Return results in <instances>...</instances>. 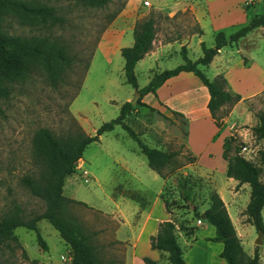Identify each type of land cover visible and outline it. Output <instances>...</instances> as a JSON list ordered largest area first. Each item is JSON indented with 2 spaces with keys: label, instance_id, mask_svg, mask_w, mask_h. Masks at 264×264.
I'll list each match as a JSON object with an SVG mask.
<instances>
[{
  "label": "rangeland",
  "instance_id": "obj_1",
  "mask_svg": "<svg viewBox=\"0 0 264 264\" xmlns=\"http://www.w3.org/2000/svg\"><path fill=\"white\" fill-rule=\"evenodd\" d=\"M22 1L53 6L54 12L66 21L51 25L47 20L33 17L23 22L17 18L13 21L12 32L47 36L49 41L63 46L69 63L65 64L55 86L50 85L44 71L34 65L28 75L12 83L8 98L1 102L0 215L14 203L21 206L26 216L44 209L43 202L20 184V177L34 170L32 147L39 129H49L56 135L65 134L75 130L72 116L84 130L95 134L102 123L119 115L124 102L132 103L135 89L125 82L123 59L117 50L118 45L125 47L129 45L126 41L133 40L132 24L148 18L151 13L155 18V45L167 44L157 61L149 62L146 58L136 67L139 87H143L154 73L183 63L182 45L188 58L194 61L202 56L201 42L211 47L218 31L229 35L247 24L249 13L264 12V0H229L226 6L220 5L218 0H109L103 6H87L77 0ZM144 1L149 5H144ZM206 2L210 4L211 12ZM241 4L250 10L245 13ZM195 8L202 14L201 24L194 15ZM229 14L233 16L231 21L222 22ZM216 25H220L217 30ZM199 28H202V34H199ZM119 29H124L123 35H126L119 36ZM198 68L208 78L214 77L216 72L224 75L229 90L241 96L235 105H225L217 112L221 126L213 140L214 155L206 152L201 162L197 159L189 163L185 158L190 152L186 117L156 105L152 94L142 98L147 106L133 104L125 123L140 134L148 146L164 152H180L176 157L178 167L164 180L160 192L169 202L174 221L194 226L193 209L204 211L210 204V193L222 189L224 198L235 208L242 247L251 252L258 246L255 245L258 233L244 215L251 188L235 185L227 179L224 172L227 161L219 155L217 145L224 134L235 138L233 144L238 145L239 150L251 149L252 162L259 165L260 181L264 183V165L261 164L264 140L255 138L253 132L260 123L257 114L264 113V28L256 29L233 46L223 47L213 65H199ZM172 84L177 91V96L171 100L175 106L181 105L185 97L192 99L202 86L191 73L187 78L175 79ZM201 110L202 104H198L196 111ZM194 120L192 128L195 132L199 127L207 128L204 119ZM130 160H133L131 164L140 161L141 166L146 163L137 143L117 125L112 131L103 133L98 142L89 144L77 162L74 174L67 177L66 183L74 192H69L66 183L63 189L66 196L70 193L71 198L86 204L72 205L70 213L88 229L98 231L97 242L102 246V256L106 260H115L109 264H119L127 251V242L116 237L123 239L128 235L127 227L122 226V214L127 215L132 203L123 197L126 173L122 167ZM148 172L144 182L152 197L160 188L162 178L153 171ZM37 226L47 249L38 244L35 232L18 227L14 230L16 239L0 248V264H69L70 247L58 231L45 219ZM258 248L262 260L259 264H264V238ZM159 264L170 263L164 259Z\"/></svg>",
  "mask_w": 264,
  "mask_h": 264
},
{
  "label": "trees",
  "instance_id": "obj_2",
  "mask_svg": "<svg viewBox=\"0 0 264 264\" xmlns=\"http://www.w3.org/2000/svg\"><path fill=\"white\" fill-rule=\"evenodd\" d=\"M87 6H103L109 0H77ZM246 11L250 10L245 6ZM53 6L34 4L22 0H0V116L3 115L1 102L7 99L11 85L15 81L25 77L36 65L44 71L50 85L55 86L61 78L65 64L69 58L63 46L49 41L47 36L20 35L12 32L14 20L26 21L29 17L47 20L51 25L61 24L66 21L63 16L54 12ZM248 22L233 33L227 35L218 31L214 35L213 45L207 47L201 42L202 56L192 61L187 56V51L182 45L181 53L183 63L160 73H154L149 82L139 87L135 73L136 63L141 60L153 48L155 38V18L150 13L148 18L137 22L133 27V44L120 48V55L124 61L123 72L125 82L133 89L138 90L140 98L137 104L147 106L142 98L148 93L157 97L156 89L167 79L181 72H191L207 88L209 99L207 109L219 128L221 126L217 112L225 105L233 106L240 101L241 96L233 93L227 87V80L222 74L208 78L198 66H208L220 49L233 46L242 38L257 28H264V12L248 14ZM14 21V22H13ZM203 31L199 28V34ZM166 107V106H165ZM133 109V104L126 101L120 108L119 115L104 122L95 131V134L87 133L71 116L75 123V130H68L65 134L56 135L49 129H39L33 139L32 158L34 170L20 177V184L35 198L41 200L44 209L40 213L26 216L18 203H14L11 209L0 215V248L8 246L10 240H15L14 230L23 227L36 233L38 244L44 249L47 245L43 240L37 223L45 219L58 231L60 237L70 247L69 264H109L115 260H106L102 256V246L97 242V230H90L70 213L69 208L74 204L86 205L84 202L66 196L64 194L65 179L72 176L77 167V162L82 158L89 144L98 142L100 136L112 131L120 125L129 136L137 143L139 151L144 155L147 166L158 174L163 180L172 175L178 167L176 157L179 151L164 152L158 148L148 146L128 124L125 118ZM167 109L174 115L183 116L181 113ZM260 122L253 129L255 138L264 140V113L257 114ZM233 136L225 137L222 144V158L227 161L226 177L237 181L238 185H248L251 195L244 215L248 217V223L255 227L258 234L264 238V183L260 181L261 169L252 161L245 159L239 153V147ZM233 149V152H232ZM261 164L264 165V152L261 153ZM189 163L196 161V156L191 152L185 156ZM165 209L171 215L167 199L160 195ZM209 206L203 211L205 219L214 226L215 235L208 238L214 242H221L223 250L220 257L227 264H259L260 252L257 246L253 257H249L241 245L235 227L230 219L226 206L220 195L213 191L209 195ZM201 212L193 209L192 217L199 219ZM196 227L188 223L179 224L171 220L158 223L157 232L149 237L150 246L167 254L170 264H186L183 258V250L178 242L177 232H182L190 238ZM144 264H157L148 257H143Z\"/></svg>",
  "mask_w": 264,
  "mask_h": 264
},
{
  "label": "crops",
  "instance_id": "obj_3",
  "mask_svg": "<svg viewBox=\"0 0 264 264\" xmlns=\"http://www.w3.org/2000/svg\"><path fill=\"white\" fill-rule=\"evenodd\" d=\"M218 1L219 4L222 6H226V4H228L229 2V0H218ZM242 4L241 6L243 8V11L246 13V9ZM205 5L207 6L209 12H211L209 6L210 4L206 2ZM194 15L197 18L198 22L201 24L202 14L196 8L194 9ZM243 15L245 16L244 13ZM245 17H247V15ZM232 18L233 16L229 14L224 17L222 22L224 21L225 23H229ZM219 26L220 25H216L215 30H217ZM133 27L134 25L132 24L130 26L131 32H133ZM124 32H125L124 29H119L118 31L119 36L121 37L125 36L126 34L123 35ZM132 38H133V34H132ZM126 42H128L127 43L129 44L128 46H131L133 44V40L130 41L128 40ZM166 45L167 44H160L156 46L155 43L153 42L152 50L148 52L141 60H139L136 63L135 69L146 58L149 59V62L157 61L160 58V56L163 54L164 47ZM121 47H124V45H118L117 47L119 53ZM221 53H222V49H220L219 53L213 58L212 62L209 65H213L217 61ZM190 73L191 72H181L178 75H175L167 79L160 87L156 89L157 97H155L153 94L152 95L156 98V103H155L156 105H161L164 107L166 106V108L168 107L171 110L177 111L181 113L184 117H186L188 122L187 146L190 152L194 156H196V160L198 159V161L201 162L202 155L204 153L209 152L212 155H214L212 151L214 147L213 140L215 136L218 135L219 132V128L215 125L207 109V102L209 99L208 90L201 83L202 86L199 87L198 93L192 99L190 98L189 94H185L186 96L189 97L188 98L185 97L181 105L175 106L171 101L173 99V96L174 97L177 96V91L175 90V88H173L172 82L177 78H187L190 76ZM217 74L219 73L216 72L214 76ZM262 90H264V88ZM146 96L147 95H145V97ZM169 97L170 99H168ZM151 104L154 105V103ZM198 104H202L201 112L196 111L198 108ZM194 119H198V120L204 119L207 128L201 129L199 127V129L195 132L192 128V121ZM225 137L226 136L223 134L218 140L217 146L219 148L218 152L220 156L222 155V144ZM132 161L133 160H130L129 163L125 162V165L122 167L123 171H125L126 173L125 176L126 185H124L123 187L124 189L123 197H125L127 200H129L132 203V207L126 216L122 214L123 216L122 226L127 227L128 230L127 237L123 239L116 237L117 240L126 241L127 242L126 244H128L127 251L124 254V258L119 260V264H144L143 257H148L151 260L155 261L157 264H159L161 260L167 259V254L165 252L152 249L150 246L149 237L151 235L156 234L159 222L172 219V215L169 212H167L164 203L160 197V192L164 180L162 179L160 188L151 197L150 193L148 192L149 186L147 185V183L144 182V179L146 178V176H149L150 172L148 171H153V170H151L148 166H146L147 162L143 164L144 166H141L140 161L137 162V164H131ZM224 172L226 173V167L224 169ZM153 173L155 175H158L154 171ZM91 175L93 176L92 172ZM66 179H65V183L67 181ZM227 179L231 181V183L238 185L237 181H235L234 179L228 177ZM67 185L69 192H74L71 186L68 184V182L66 183V186ZM217 192L222 198L226 206V209L228 211V214L230 216V219L235 227L236 233L240 238L239 228L241 227L237 226L235 221V217H234L235 208L232 206V204H229V202L224 198L222 189H218ZM69 196L72 197L70 193ZM202 214H204L203 211L201 212V215ZM201 215H200L201 223L198 224L196 219V221L194 222V226L196 227V230L190 238L185 237V235L182 232L179 231L177 232L178 242L180 246L186 247V250H184L182 247L183 258L185 260V263L186 264H227L226 261L220 257V253L223 250V244L221 242H214L208 239V238H212L215 235L214 226L208 223L206 219L201 218ZM118 230L119 228L116 230V233L118 232ZM241 243L243 246V242ZM255 251L256 248H254L251 252H246V251L245 252L249 257H253Z\"/></svg>",
  "mask_w": 264,
  "mask_h": 264
},
{
  "label": "built area",
  "instance_id": "obj_4",
  "mask_svg": "<svg viewBox=\"0 0 264 264\" xmlns=\"http://www.w3.org/2000/svg\"><path fill=\"white\" fill-rule=\"evenodd\" d=\"M144 5L148 6L149 2L148 1H144ZM239 153L247 160L252 161L253 159V153L251 149H247V148H242L241 150H239ZM197 223L200 224L201 223V219H197Z\"/></svg>",
  "mask_w": 264,
  "mask_h": 264
},
{
  "label": "water",
  "instance_id": "obj_5",
  "mask_svg": "<svg viewBox=\"0 0 264 264\" xmlns=\"http://www.w3.org/2000/svg\"><path fill=\"white\" fill-rule=\"evenodd\" d=\"M139 98H140V93L138 92V90H135V97L132 100V104H135ZM201 218L205 219V214H202ZM255 245H258V246L262 245V234H258Z\"/></svg>",
  "mask_w": 264,
  "mask_h": 264
}]
</instances>
